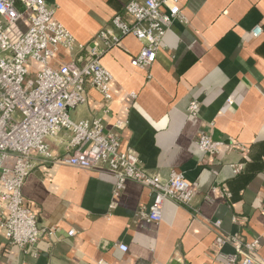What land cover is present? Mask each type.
<instances>
[{"label": "crops", "instance_id": "1", "mask_svg": "<svg viewBox=\"0 0 264 264\" xmlns=\"http://www.w3.org/2000/svg\"><path fill=\"white\" fill-rule=\"evenodd\" d=\"M129 1L44 0L81 44L116 15L130 21L123 12ZM177 5L182 20L170 26L156 61L132 67L141 44L124 37L101 56L112 76L107 112L101 95L88 88L87 102L70 117L99 118L106 129L122 121L121 151L132 149L147 174L162 181L171 171L183 174L195 191L190 207L166 201L160 223H146L138 213L151 205L153 193L143 184L128 181L114 196L115 179L105 167H36L22 195L38 227L53 228L54 236L21 253L0 235V264H224L211 257L215 221L225 235L257 240V257L264 261V0ZM256 25L263 31L258 38L250 34ZM71 61L60 49L52 65ZM193 101L200 106L196 117L187 111ZM202 133L223 144L216 156L198 151ZM67 142L65 132L47 139L58 155ZM237 165L242 171L235 174ZM223 253L233 248L227 245Z\"/></svg>", "mask_w": 264, "mask_h": 264}, {"label": "built area", "instance_id": "2", "mask_svg": "<svg viewBox=\"0 0 264 264\" xmlns=\"http://www.w3.org/2000/svg\"><path fill=\"white\" fill-rule=\"evenodd\" d=\"M123 12L130 21L116 15L88 43L81 44L54 19V11L44 0H0V235L21 253L43 236H54L53 228L38 227L37 217L22 195L36 167H105L115 179L114 196L128 181L143 184L153 193L151 205L138 213L146 223H160L166 201L189 208L193 200L195 191L183 174L171 171L162 181L147 174L132 149L121 151L118 133L124 127L122 121L106 129L99 118L75 121L70 117L71 111L87 102L88 88L101 95L107 112L112 76L101 64L106 51L132 36L141 48L130 65L149 68L164 49L170 26L182 20L177 0H130ZM21 21L26 22L25 29ZM250 34L260 37L261 26L253 27ZM60 49L67 51L72 61L54 66L52 61ZM199 108V103L191 102L188 115L196 117ZM61 132L68 135V142L64 153L58 155L50 150L47 139ZM222 145L206 133L196 141L200 154L209 158L216 156ZM232 168L235 174L242 171L241 165ZM215 191L218 189L211 188L210 193ZM219 195L226 193L221 190ZM205 200L212 199L206 196ZM220 225V221L212 223L216 231L212 259L224 264H264L257 257V240L242 242L238 236L223 234ZM227 245L233 248L232 254L223 253ZM117 248L127 251L124 245Z\"/></svg>", "mask_w": 264, "mask_h": 264}]
</instances>
